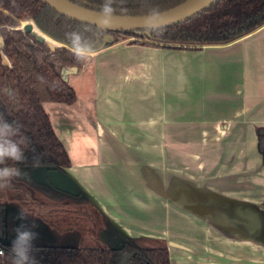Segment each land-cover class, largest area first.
I'll use <instances>...</instances> for the list:
<instances>
[{
  "label": "crops",
  "instance_id": "obj_1",
  "mask_svg": "<svg viewBox=\"0 0 264 264\" xmlns=\"http://www.w3.org/2000/svg\"><path fill=\"white\" fill-rule=\"evenodd\" d=\"M87 68L90 102L59 131L52 122L71 159L52 180L119 234L162 241L170 264H264V27L227 45L122 40ZM37 223L38 239L59 238V226Z\"/></svg>",
  "mask_w": 264,
  "mask_h": 264
},
{
  "label": "trees",
  "instance_id": "obj_2",
  "mask_svg": "<svg viewBox=\"0 0 264 264\" xmlns=\"http://www.w3.org/2000/svg\"><path fill=\"white\" fill-rule=\"evenodd\" d=\"M69 1L97 12L101 4V0ZM185 1L155 0L164 11ZM145 2L126 0L123 6L129 9V14L123 16H137ZM25 22L35 24V34L62 46L52 51L31 32L25 31ZM86 26L93 27L61 16L42 0H0V112L21 125L24 136L30 140V147L44 153L41 167L26 169L29 178L13 180L7 188L0 189V231L3 232L0 264H11L9 247L14 238L12 229L20 223L16 219L19 208L36 217L37 222L49 226L54 223L62 230L54 243L42 239L35 241L39 264H170L168 248L162 241L127 238L110 224L106 238L109 245L84 246V240L92 233L89 228L93 227V220L90 222L84 213L92 208L85 195H72L34 177V173L43 168L65 172L71 166L68 151L56 134L44 105L76 102V91L69 84L65 70L79 71L84 68L85 61L75 59L64 34ZM262 27L264 0H220L188 21L164 29V35L159 38L143 36V32L107 31L106 36L111 35L112 41L104 39L96 51L132 37L134 44L173 48L227 45ZM257 135L258 151L264 163V127L258 129ZM41 197L51 201H43ZM84 225L89 229L86 232Z\"/></svg>",
  "mask_w": 264,
  "mask_h": 264
},
{
  "label": "clouds",
  "instance_id": "obj_3",
  "mask_svg": "<svg viewBox=\"0 0 264 264\" xmlns=\"http://www.w3.org/2000/svg\"><path fill=\"white\" fill-rule=\"evenodd\" d=\"M126 0H101L99 15L102 18L97 27H80L66 31L64 38L75 59L88 60L97 50V46L106 38L111 18L115 15H128L124 7ZM141 20L144 31L152 38L164 35L166 13L155 2L146 0L136 13ZM11 96V91L8 92ZM30 149V155H29ZM44 153L30 147V140L24 136L21 125L0 112V189L7 188L11 181L29 178L27 168L42 166ZM16 219L20 221L12 229L14 238L9 247L11 264H39L35 241L39 238L37 218L24 208H19ZM0 236L3 232L0 231Z\"/></svg>",
  "mask_w": 264,
  "mask_h": 264
},
{
  "label": "water",
  "instance_id": "obj_4",
  "mask_svg": "<svg viewBox=\"0 0 264 264\" xmlns=\"http://www.w3.org/2000/svg\"><path fill=\"white\" fill-rule=\"evenodd\" d=\"M47 6L53 9L55 12L60 14L61 16L68 18L74 22H78L81 24L90 25L93 27H97L100 24L101 17L99 12L84 8L79 6L69 0H42ZM220 0H186L184 3L174 7L170 10L165 11L166 13V28L172 27L176 24H180L183 22L188 21L189 19L193 18L194 16L204 12L205 10L209 9L211 6L216 4ZM25 31L31 32L36 39L40 43L47 44L52 51L56 49V45L50 44L44 37L35 34L33 31V24L28 23L24 26ZM108 32H143V34L147 33L144 31L143 25L141 20L138 16H119L115 15L111 18L110 21V28L107 30ZM43 33V32H42ZM44 34V33H43ZM45 35V34H44ZM47 36V35H45ZM48 37V36H47ZM49 38V37H48ZM106 41H112V36L107 35L105 38ZM54 41V40H53ZM69 69L65 70L66 74L69 72ZM75 72L77 70L72 69ZM49 172V182L47 184H52L56 188L61 191L70 193L72 195L80 194L79 191L71 190L67 186L68 182L63 178L60 185H57L54 180H52V174L57 176H65V172L63 171H56V170H49L47 168H43ZM35 174V173H34ZM35 177V176H34Z\"/></svg>",
  "mask_w": 264,
  "mask_h": 264
},
{
  "label": "rangeland",
  "instance_id": "obj_5",
  "mask_svg": "<svg viewBox=\"0 0 264 264\" xmlns=\"http://www.w3.org/2000/svg\"><path fill=\"white\" fill-rule=\"evenodd\" d=\"M26 24V23H25ZM142 36V35H141ZM140 36V38H141ZM143 36H146V34H143ZM135 38H127L125 40H134ZM56 42V41H54ZM57 44H54L56 46H62L59 42H56ZM67 73V79L69 84L74 88L77 95L76 103L73 105H66V104H57V103H45L44 107L47 111V113L50 116L51 121L53 122L56 131H59L58 125L62 123L64 120H71L70 114L75 112V109H78V111H81L84 109V102H90L91 96L94 93V86H93V73L92 69H81L79 71H74L72 69L68 70ZM80 113V112H78ZM77 114V113H76ZM77 118H80V115L77 116ZM84 126V123H83ZM89 127V125H87ZM90 128V127H89ZM91 131V130H90ZM90 135V134H89ZM96 138V137H95ZM97 147L99 148L98 154H103L104 160L111 159L109 153L107 152V147L104 150V144H100V142H96ZM112 155V154H111ZM36 171L34 176L37 180L41 181L42 175L40 172ZM49 198V197H48ZM90 206V205H89ZM92 207V206H90ZM92 207L90 208V211L87 209L85 210V215L89 217V220H93V227L89 228L92 232L90 235V238L88 240H84V246H92V247H102L107 246L109 243L106 242V240L103 238L102 234L109 233V225L106 221L102 220L100 216L97 214V210ZM96 210V211H95ZM95 217V218H91ZM100 219H99V218ZM86 225V224H85ZM84 225V232L88 231L89 229ZM90 226V225H89ZM60 231V229H56Z\"/></svg>",
  "mask_w": 264,
  "mask_h": 264
},
{
  "label": "flooded vegetation",
  "instance_id": "obj_6",
  "mask_svg": "<svg viewBox=\"0 0 264 264\" xmlns=\"http://www.w3.org/2000/svg\"><path fill=\"white\" fill-rule=\"evenodd\" d=\"M25 23H26V24H28V23H32L33 25H35L33 22H25ZM25 23H24V26L26 25ZM24 26H23V27H24ZM33 28H34V27H33Z\"/></svg>",
  "mask_w": 264,
  "mask_h": 264
},
{
  "label": "built area",
  "instance_id": "obj_7",
  "mask_svg": "<svg viewBox=\"0 0 264 264\" xmlns=\"http://www.w3.org/2000/svg\"><path fill=\"white\" fill-rule=\"evenodd\" d=\"M2 254H3V250L1 249V250H0V255H2Z\"/></svg>",
  "mask_w": 264,
  "mask_h": 264
},
{
  "label": "bare ground",
  "instance_id": "obj_8",
  "mask_svg": "<svg viewBox=\"0 0 264 264\" xmlns=\"http://www.w3.org/2000/svg\"><path fill=\"white\" fill-rule=\"evenodd\" d=\"M33 31H34V28H33ZM42 37H44V36H42ZM45 38V37H44ZM46 39V38H45ZM50 43V42H49ZM50 44H54V43H50Z\"/></svg>",
  "mask_w": 264,
  "mask_h": 264
}]
</instances>
